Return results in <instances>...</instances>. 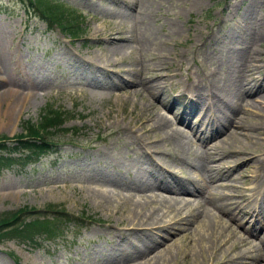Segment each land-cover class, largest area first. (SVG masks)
<instances>
[{"label":"rangeland","instance_id":"374dc122","mask_svg":"<svg viewBox=\"0 0 264 264\" xmlns=\"http://www.w3.org/2000/svg\"><path fill=\"white\" fill-rule=\"evenodd\" d=\"M52 1L82 16L79 18L80 37H65L58 27H49L40 19L37 10L30 7L28 0H0V57L5 77L15 83L10 89L15 91V88H19L15 86L20 85L23 71L35 72L46 83L24 107L20 103L15 105L12 94L0 98V137L19 134L27 121L37 123L48 105L69 114L62 126L69 131H52L50 135L56 145L54 153L42 157L40 162L30 160L27 164H13L1 169L0 218L22 207L27 208V214L39 211L49 217L54 209L62 208L74 222H67L63 234L51 241L41 240L34 245L17 238L0 241V264H195L188 253L192 254L190 246L196 244L188 243L182 236L196 225L198 214L195 221L190 220L184 225L189 230L179 229L172 233L153 229L158 234L154 235L158 239L161 237L155 247L131 254L124 246L125 258L114 259L121 251L120 245H114V241L117 243L125 238L137 242L144 237L145 232L142 235L140 232L125 233L124 229L131 226L132 221L136 223L140 220L146 208L145 211H152L154 216L162 219L176 212H167L160 203H145L143 212L139 214L132 210V199L135 201L138 196H143L149 202L151 192L127 190L124 187L112 189L108 185L109 175L113 171L124 178L133 176L132 171L125 175L126 169L115 165L113 161L117 159H121L122 163L137 159L140 161L134 163L135 168H146L142 164V157H146L144 147L140 148L133 139L136 134L143 135L139 121L148 112L142 101L146 92H141L142 96L129 94L130 97H125L120 94L117 97L119 91L113 81L90 85L88 76L93 68L81 63V60H91L94 54L104 59L106 55L95 45V41L84 39V35L99 29L106 21H124L133 47L123 55L114 56L117 65L113 70L121 78H128L131 75L127 70L131 67L138 68L139 63L147 67L145 76L160 88L156 94L157 101L168 108V111L162 109V112L170 116L173 123L175 119L186 121L183 129L188 130L194 124L198 125L201 116L196 112L191 116L185 115L187 99L182 100L181 97L188 95L182 93L190 84L187 77L191 75V79H195L202 75V70L211 72L218 67V62L206 59L203 53L208 43L212 42L210 35L212 32L218 35L230 27L237 31L247 28L245 21L241 20L246 8L253 4L256 6L254 16L264 15V0H156L159 4H145L147 13L152 14L145 23L134 21V13L116 18L110 9L123 6H115L110 0ZM136 3L140 5L141 1L136 0ZM151 33L152 37H159L153 49L148 43ZM160 40L162 44H159ZM214 52L212 47L208 49L211 57ZM165 62H172L177 73L170 83L167 79L164 83L156 80L151 69L159 68ZM254 64L258 67L256 76L261 77L264 74V59ZM8 87L7 84H0V93ZM260 93H254L251 97L258 100ZM257 106L260 104L257 103ZM158 108L161 110L160 105ZM257 120L256 116L249 118V122ZM181 122L178 125H182ZM201 127L202 123L198 128ZM224 135L225 132L216 139ZM216 139H209L198 148L191 145L201 151ZM246 139L238 136L224 147L246 150L250 146H247ZM263 139L264 136L259 142ZM147 147L160 152L162 146ZM17 155L14 154L15 157ZM155 157L166 164L163 157ZM191 170V177L199 176V171L191 168L184 175L187 176ZM259 172L264 179L263 170ZM238 184L247 185L243 182ZM106 189H111V192ZM224 192L234 193L232 188L224 189ZM254 206L249 205L242 212ZM82 213L89 218L81 217ZM21 215H25V212ZM64 219V216L60 217L58 225H63L66 222ZM79 219L80 222L77 221ZM247 221L242 224L240 217L231 221L230 217L220 216L218 222L224 226L221 235L228 233L238 239L239 232L249 229L256 234L255 237L251 235L250 239L261 247L259 239L264 234V221H258L253 226V219L249 215ZM237 245L240 246L239 243ZM209 261L205 260L203 264H209Z\"/></svg>","mask_w":264,"mask_h":264},{"label":"bare ground","instance_id":"6f19581e","mask_svg":"<svg viewBox=\"0 0 264 264\" xmlns=\"http://www.w3.org/2000/svg\"><path fill=\"white\" fill-rule=\"evenodd\" d=\"M110 1L115 6H123L110 9L116 18L126 14L128 17L134 13V21L142 23L152 17L151 13H147L145 4H159L156 0H140V5L136 0ZM255 8L253 4L248 6L241 17L247 28L237 31L230 27L223 29L218 35L214 32L210 35L212 42L208 43L203 53L206 59L218 62V67L211 72L202 70V75L195 79H191V75L187 77V83L190 81V84L182 93L188 95L181 97L182 100L187 99L185 115L191 116L196 112L201 116L198 125L194 124L188 130L183 129L185 122L182 119L176 120L173 117V123L171 117L162 112V109L168 111V108L164 103L157 101L156 94L160 88L145 76L147 67L138 62V68L131 67L127 70L131 75L128 78H121L117 71L113 70L117 65L114 56L123 55L133 47L124 21H106L99 29L84 35V39L95 41V45L106 55L104 59H100L101 55L94 54L90 57L91 60H81V63L93 68V71L89 69V84L99 85L113 81L119 91L117 97L120 94L125 97L136 94L142 96L141 92H146L142 101L148 112L144 111L146 114L140 117L139 121L143 135L136 134L133 139L153 148L162 146L159 157H163V162L167 164L160 168L143 156L142 164L146 165V168H135L134 163L137 164L140 160L133 159L122 163L121 159H117L113 161L115 165L124 167L125 175L132 171L133 176L130 179L128 176L124 178L119 172L113 171L114 173L109 175L108 185L112 189L124 187L127 190L151 192L149 202L143 196H138L135 201L130 197L133 201L132 210L139 214L143 212L145 203H160L165 206L167 212H176L162 219L154 216L152 211H145L146 208L138 221L148 224L132 221L131 228L132 233H136V225L147 227L146 231L140 232L141 235L145 232L144 237L137 242L125 238L117 243L114 241V245H120L121 249L114 257L115 260L125 258L126 253L122 249L124 246L131 254L155 247L161 241V237L158 239L154 235L158 231L176 233L179 229L189 230L184 225L190 220L195 221L198 214L196 225L182 236L188 243L196 244L190 246V250L193 249L192 254L188 253L192 262L203 264V261L209 259V264H264V234L259 239L262 242L260 247L250 239L251 235L255 237L256 234L249 229L239 232L238 239L228 233L222 236L221 229L224 226L218 222L220 216L230 217L231 221H235L239 216L240 222L244 224L248 222V215L253 219V226L258 221H264V179L259 172H264V139L259 142L264 136V74L261 77L256 76L258 67L254 64L264 59V15L255 17ZM157 39L159 37H152V33L148 35L151 49L156 47ZM158 42L163 43L161 40ZM210 47L215 51L212 57L208 53ZM172 65V62H165L159 68H151L156 80L164 83L167 79L170 83V79L177 76ZM3 66L0 57V84L9 86L0 93V98L12 94L15 96V105L20 103V106L24 107L46 84L35 72L23 71L20 85L15 86L19 88L14 91L10 88L15 83L5 77ZM257 92H261L258 100L251 97ZM257 103L260 106H257ZM253 116L257 117V122H249V118ZM180 122L182 125H178ZM201 123L202 127L199 129ZM224 132L223 137L216 139ZM149 133L153 135L150 136ZM238 136L247 138V146H250L246 150L224 147L230 140L238 139ZM209 139L216 140L201 151L191 145H204ZM190 168L199 171V176L191 177L193 170L187 176L184 175ZM240 182L247 185L238 184ZM231 188L233 194L224 192V189ZM106 190L111 192V189ZM252 202H256L257 206L242 212ZM243 203L244 206H241ZM151 225L157 232L153 231ZM197 259L201 261L198 262Z\"/></svg>","mask_w":264,"mask_h":264},{"label":"trees","instance_id":"16d2710c","mask_svg":"<svg viewBox=\"0 0 264 264\" xmlns=\"http://www.w3.org/2000/svg\"><path fill=\"white\" fill-rule=\"evenodd\" d=\"M44 17H48L52 24H57L64 32L77 36L80 32L78 16L73 11L64 8L60 4L50 3L49 0H28ZM68 116L64 111L48 105L40 114L37 123L28 122L19 134L8 137H0V171L5 166L14 163L25 164L35 157L37 160L44 154L50 153L55 145L51 138L52 131L67 130L60 126ZM19 156H13V154ZM57 210V209H54ZM25 212V215H21ZM27 208L22 207L0 218V241L17 238L21 242L38 244L43 239L56 238L61 231V225L57 224L59 217H69L63 212L54 211L53 218L44 217L38 211L26 213ZM32 215H35L32 217ZM72 218H67L71 222ZM64 223V224H65ZM63 227V226H62Z\"/></svg>","mask_w":264,"mask_h":264}]
</instances>
